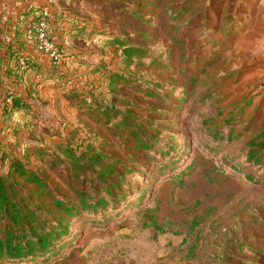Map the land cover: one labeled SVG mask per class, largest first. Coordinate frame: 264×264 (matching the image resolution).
Here are the masks:
<instances>
[{"label":"rangeland","instance_id":"1","mask_svg":"<svg viewBox=\"0 0 264 264\" xmlns=\"http://www.w3.org/2000/svg\"><path fill=\"white\" fill-rule=\"evenodd\" d=\"M12 1L0 4L1 24L43 2ZM44 1L56 29L82 22L91 37L106 30L148 51L129 66L114 47L102 53L95 41L73 40L75 62L90 65L66 60L60 69L70 66L75 83L136 114L152 140L137 147L65 77L55 88L29 80L38 90L33 126L10 146H26L24 157L61 198H75L62 163L68 143L90 144L124 172L121 202L72 219L63 259L48 264H264V149L259 162L247 159L248 142L264 129V0Z\"/></svg>","mask_w":264,"mask_h":264},{"label":"trees","instance_id":"2","mask_svg":"<svg viewBox=\"0 0 264 264\" xmlns=\"http://www.w3.org/2000/svg\"><path fill=\"white\" fill-rule=\"evenodd\" d=\"M45 11L44 5L30 3L21 10L15 31L19 37L26 35V41L39 51L42 29L53 54L48 64L37 54L27 53L26 42L21 40L5 59L0 58V63L7 62L4 73L0 72V264H48L51 259L62 260L60 253L70 243L66 236L71 220L85 211L97 214L100 208H108L107 199L116 204L123 199L124 172L120 173L119 162L90 144L74 146L68 143L62 146V163L67 168L66 182L75 195L70 201L61 198L43 172L30 165L24 157L25 145L20 146L18 154L14 152L12 147L18 144L12 138L23 132L25 127L32 129L34 120L30 114L37 110L38 90L29 83L30 79L37 77L39 81L47 83L43 85L55 88L65 77L67 84L74 86L73 92L77 93V97L82 98V102L98 117L105 119L107 124L128 129L137 147H152L146 123L139 122L136 114L123 111L114 104L109 105L107 100L89 93L86 83H75L71 79L75 70L70 66L65 71L60 69L61 62L69 64L70 60L77 67L90 65L78 60L75 62L73 54L69 52V43L73 40L95 41L102 53L114 47L122 52L129 66L135 59L147 57L148 51L106 30H94L91 37V30L88 32L81 21V24L74 23V27L56 29ZM91 70L94 73L100 71L97 68ZM115 78L111 77L112 84L116 82L113 80ZM138 87L146 95H153L150 89ZM58 91H61L60 87ZM61 93L65 94V91ZM71 93V90H67V97H71ZM2 138L11 140L5 143ZM248 144L247 159L259 162V155L264 149V129ZM89 182L91 191L85 188ZM100 190L105 195L99 196Z\"/></svg>","mask_w":264,"mask_h":264},{"label":"crops","instance_id":"3","mask_svg":"<svg viewBox=\"0 0 264 264\" xmlns=\"http://www.w3.org/2000/svg\"><path fill=\"white\" fill-rule=\"evenodd\" d=\"M42 1L43 2H41L40 4L43 5V3H44V4L48 5V3H47L48 1H44V0H42ZM9 2H11L10 4H12L13 1L12 0H0V4H3V3L6 4ZM30 3H32V1L29 2L27 5H29ZM6 5H8V4H6ZM27 5H25V6L22 5L21 8H19V9H24ZM8 7H10V6H8ZM20 12H15V10H14L13 18H12V20H10L11 21L10 25H9V22L6 25L0 23V31H1V34H0V58L2 60L5 59L7 53L10 54L11 49L17 48L20 44L19 40H21V41L26 42L25 46H26V52L27 53L30 52V53L37 54V56L41 60H43V62L45 64H48L49 59L45 61L42 58V56L40 54H38V52L36 50H34L33 45L26 41V39H27L26 35L21 36V37L16 35L15 28L17 27V24H18L17 20H18V17L20 16ZM4 32H6V35L4 34ZM21 62H22V59H21ZM6 65H7V62L3 61L2 63H0V72L4 73V71L6 70ZM20 86L23 88L22 84H20Z\"/></svg>","mask_w":264,"mask_h":264},{"label":"built area","instance_id":"4","mask_svg":"<svg viewBox=\"0 0 264 264\" xmlns=\"http://www.w3.org/2000/svg\"><path fill=\"white\" fill-rule=\"evenodd\" d=\"M45 15H48V11H45ZM40 39H41V49H45L47 52L50 53L51 50V45L49 44L48 40L45 38L44 32L42 29H40V35H39ZM50 55H53L52 53H50Z\"/></svg>","mask_w":264,"mask_h":264}]
</instances>
